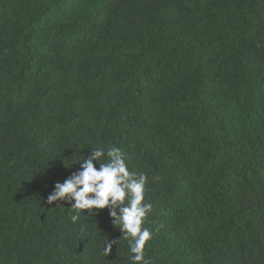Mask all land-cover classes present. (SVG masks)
Masks as SVG:
<instances>
[{"label":"trees","instance_id":"1","mask_svg":"<svg viewBox=\"0 0 264 264\" xmlns=\"http://www.w3.org/2000/svg\"><path fill=\"white\" fill-rule=\"evenodd\" d=\"M111 146L149 264H264V0H0V264H132L108 209L47 203Z\"/></svg>","mask_w":264,"mask_h":264},{"label":"clouds","instance_id":"2","mask_svg":"<svg viewBox=\"0 0 264 264\" xmlns=\"http://www.w3.org/2000/svg\"><path fill=\"white\" fill-rule=\"evenodd\" d=\"M102 158L105 163H101ZM76 163L79 167L75 171L63 181L54 183L47 203L66 201L73 212L69 219L74 224L82 210L97 216L98 210L108 209L111 224L128 241L129 260L132 264H149L145 258V245L153 233L143 227L147 214L152 210L150 203H144L147 176L143 173L136 176L130 172L125 153L116 146L94 147L89 155ZM64 166L71 169L73 165ZM113 244L118 245V239L104 241V257L112 253Z\"/></svg>","mask_w":264,"mask_h":264},{"label":"bare ground","instance_id":"3","mask_svg":"<svg viewBox=\"0 0 264 264\" xmlns=\"http://www.w3.org/2000/svg\"><path fill=\"white\" fill-rule=\"evenodd\" d=\"M160 5H161V4H160ZM166 7H167V6H166ZM166 7H165V8H166ZM163 11H164V10H163ZM146 13H147V12H146ZM161 13L163 14V12H161ZM154 17H155V16H154ZM141 26H142V25H141ZM54 77H55V76H54ZM10 217H11V216H10ZM11 219H13V218H11ZM27 221H28V220H27ZM24 222H25V221H24ZM0 230H1V229H0ZM23 230H24V229H23ZM14 232H15V231H14ZM46 233H47V232H46ZM46 233H45V234H46ZM46 235H47V234H46ZM25 236H26V235H25ZM25 236H24V237H25ZM19 237H20V236H19ZM4 240H5V239H4ZM16 242H17V241H16ZM84 244H85V243H84ZM20 246H21V245H20ZM20 246H19V247H20ZM12 247H13V246H12ZM13 249H14V248H13ZM31 251H32V250H31ZM12 252H13V251H12ZM22 252H23V251H22ZM23 254H24V253H23ZM14 256H15V255H14ZM14 256H13V257H14ZM10 262H11V261H10Z\"/></svg>","mask_w":264,"mask_h":264}]
</instances>
